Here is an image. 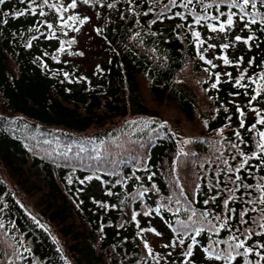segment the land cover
<instances>
[{"label": "trees", "instance_id": "1", "mask_svg": "<svg viewBox=\"0 0 264 264\" xmlns=\"http://www.w3.org/2000/svg\"><path fill=\"white\" fill-rule=\"evenodd\" d=\"M88 3L96 10L94 31L99 29L106 40L104 47L99 38L81 44L74 29H79L82 13L69 8V0H6L0 5V13H9L8 23H0V264H60L45 236L27 222L26 212L46 224L71 264H181L190 241L179 230L191 223V211L197 217L209 212L214 224L212 215H225L222 201L228 193L222 189L235 174L221 169L241 159L231 158L236 150L230 144L239 143L235 131L247 142L240 145L246 155L259 139L257 131L246 129L258 119L257 112L264 115V90L248 103L264 85V24L258 15L264 6L246 9L257 18L250 29L233 8L234 24L226 26L225 36L208 27L226 22L229 9L219 0H202L211 5L207 9L198 0L185 9L183 0H177L163 16L167 0ZM108 3L115 7L107 8ZM16 11L25 15L13 18ZM177 11L185 18H170ZM221 11L224 16L211 19ZM197 14L209 19L196 24ZM237 35L241 41H235ZM249 35L254 39L245 44ZM223 43L229 47L221 48ZM103 50L108 53L104 58ZM251 57L255 64L249 66ZM242 72L241 84L247 88L234 86ZM241 119L245 128H240ZM257 130L264 126L257 123ZM181 133L189 137L182 144ZM250 163L253 175L243 170L239 175L245 183L264 185V170L256 167L255 158ZM144 189L148 191L139 196ZM250 193L245 199L261 195L258 187ZM245 206L230 202L237 211ZM197 217H192L195 226L205 232L197 237L194 264H222L209 262L203 248L212 240H226L229 231L209 234L203 217ZM181 236L184 245L164 247ZM253 241L264 243V237L254 236L248 243ZM248 259L258 257L253 253ZM232 264H243V258Z\"/></svg>", "mask_w": 264, "mask_h": 264}, {"label": "snow or ice", "instance_id": "2", "mask_svg": "<svg viewBox=\"0 0 264 264\" xmlns=\"http://www.w3.org/2000/svg\"><path fill=\"white\" fill-rule=\"evenodd\" d=\"M23 3V0H21ZM132 0H129V3H131ZM202 4V0H198ZM6 3V0H0V5H3ZM36 0H32V4H35ZM44 3L47 4L48 0H44ZM84 3L87 4L88 0H84ZM194 3V0H183L182 6L185 9H188L190 5ZM219 3L227 4L228 6V14L226 22L219 23V27H214L213 25L209 24L208 27L211 29L212 32H220L224 33L225 36H227L226 32V26H232L234 24L233 17L236 16V12L232 11L233 8L239 9L240 15L238 19L240 21H247L244 24V28L250 29L252 25L257 24V18L256 16L252 15L250 11H246V9H257V3L264 6V0H242V2H239V0H219ZM177 0H167V3L164 4L163 8L161 9L160 15L163 16L167 11H169L171 8L176 7ZM202 6L207 9L210 8L211 5H203ZM218 6V5H217ZM38 7V6H37ZM51 7H56L55 5H51ZM63 7V6H61ZM69 8L75 9L77 7V0H72L71 4L68 5ZM107 8H114L115 5L112 3H108L106 5ZM65 11L67 9H64ZM152 9H150L151 11ZM29 11L31 14L36 13V9L30 8ZM57 11H60V9H57ZM145 15L148 13L145 12ZM9 15V13H0V23L7 24L8 20L5 18ZM13 18H18L25 15V11H16L14 13H11ZM39 15L44 16L45 13L43 11L39 12ZM224 12H219L218 15H214L211 17L212 20H219L221 16H224ZM260 15V23L264 24V13H258ZM185 18L184 13L182 12H175L174 17L170 18ZM123 18V17H121ZM63 20V17L60 18ZM79 19L78 16H69L68 20L75 21ZM90 19V18H85ZM208 16H195V23L200 24L201 21L208 20ZM85 20H81L80 23L83 24ZM47 23V21H45ZM64 25L67 26V21H63ZM152 23H157L156 19L152 20ZM48 28H53L52 23H47ZM177 27H181V25H177ZM192 26L189 25V28ZM76 31H79V29H74ZM99 31V29H97ZM137 35H139L137 33ZM194 37H199L200 32H193ZM35 39V37H34ZM235 41H241L242 37L237 35L234 37ZM254 37L252 35H249L246 40H244V43L247 44L249 41L253 40ZM75 43V40H72L69 42ZM200 44H203L204 41H199ZM208 47L214 48L216 47L215 44H209ZM221 48L227 49L229 47L228 43H223L220 45ZM61 50H63V46H61ZM82 54V53H81ZM55 59V57H53ZM203 58V57H201ZM224 63L228 64L230 63L227 59V57H224ZM240 60H243V57L240 58ZM264 60V58H262ZM208 64L212 65V67H216L212 63L211 60L207 61ZM249 66H252L255 64V57L249 58ZM247 69L245 70V72ZM65 77L68 76V73H64ZM231 75L230 73L228 74ZM245 73H240L239 78L235 81L236 87L239 88H247V85L241 84V81L244 80ZM261 79H264V74H261ZM219 79V76L217 75V80ZM249 79H252L253 83H257L256 79L249 77ZM213 88L217 87L216 84L212 85ZM264 90V85H259L256 90L255 94L250 97L248 100V103L251 104L253 101H257V99L261 96V92ZM233 95H240L239 92L234 93ZM245 95H247V92H245ZM238 113L240 116H243V110L240 108H237ZM255 111V109H254ZM258 119L256 122H253L249 125V128L246 129V131H257V135L259 139L254 141V150H250L251 154L246 155L244 151L241 150L240 145L246 144L247 142L241 137V132L239 130L235 131V137L239 141V143H231L230 147L236 150V154L232 155V160H236L237 155L241 158L239 161H237L235 166L228 165V161L224 160L225 165H228L226 169H221V171H224L226 173H234L235 179L232 178V176L228 177V182L225 184V188L222 189V191L227 192L228 195L225 199H223V209L225 212V215L222 217L221 215H212V219L216 221V223H212L211 220H208V217L210 215L209 212L204 211L199 214V217H197L196 211L193 209L191 211V215L188 217V220L191 222L190 224H184L181 229L179 230L186 238L190 241V243L187 245L186 251H182V256L184 259L181 261V264H194V261L192 260V257L194 255V248L199 243L197 240V237L200 236L203 232H205V228L203 226L196 227L195 224L197 221H193L192 217H197V220L199 221L200 217H203L202 223H206L208 225L207 232L209 234H216L218 235L221 229H225L229 231V235L227 239H218V240H212L211 244L208 247L203 248V252L207 254V259L209 262L216 261V262H222V264H232V261L237 260V257L243 258V264H260L261 261H264V243H260L258 241H253L251 244L248 242L252 240L254 236L256 237H264V185H257L254 186L249 183H245V178L241 177L239 173L243 170L245 173H247L248 176H252L253 173L250 171V169L253 168V165L250 163L254 158L257 161L256 167L261 168V170H264V131H258L257 130V123L264 126V115H261L259 112H257ZM229 119H231L229 117ZM240 128H245V121L243 119L240 120ZM222 131V130H221ZM88 179H91L89 177ZM151 179V177H149ZM264 180V177L261 178ZM69 183H71V180H69ZM81 183H84V181H81ZM228 183H230L232 186L228 187ZM253 187H258L259 192L261 195L257 197L256 200L252 199H245V197H250V190ZM241 189H243V193L241 196L237 197L235 193L240 192ZM148 189H144L140 193H138L139 196H143L145 192H147ZM109 196H111L113 193L109 191L107 193ZM195 195V193H194ZM212 202L215 203L216 196H213L211 198ZM237 200H239L242 204L246 205L239 211L235 207H230V202L235 203ZM209 203L208 199H205L203 201V204L207 205ZM256 205H260L259 209H257ZM101 207H106V205L101 204ZM115 207V206H113ZM179 211V209H177ZM258 215H251V213H257ZM156 212H160V208L156 209ZM145 216L151 215V210L144 212ZM247 217V219L245 218ZM133 220L136 219V214L132 217ZM236 220L237 222L235 224L232 223L233 220ZM169 227L171 225L169 224ZM259 229V231H257ZM155 231L154 229H141V231ZM173 231H177L176 229H173ZM157 235H160V233H156ZM184 236L178 237L176 240H172L170 245H165V248L172 247L175 248L177 243L179 245L185 244V238ZM220 245H227L225 248H221ZM255 254L256 257H258L257 260L250 261L248 259L250 254ZM148 254L152 255V249L148 248ZM169 255H171L169 253Z\"/></svg>", "mask_w": 264, "mask_h": 264}, {"label": "rangeland", "instance_id": "3", "mask_svg": "<svg viewBox=\"0 0 264 264\" xmlns=\"http://www.w3.org/2000/svg\"><path fill=\"white\" fill-rule=\"evenodd\" d=\"M72 2V0H69ZM77 8L78 11H80L82 13V20H85V22L83 24H78L79 27V31L77 32V35H79L80 37H82V39L84 40V42H86V40H88V35H89V29L92 27V19H94V14H95V9L93 6H89L88 4H83L82 0H77ZM90 18V19H85V18ZM91 35V33H90ZM29 220L35 224H37L41 230L43 232H46V229L32 216H29ZM49 238L52 241V245L53 248L56 250L57 255L61 256L62 250L60 248V246L56 243V241L54 239H52L51 235L49 234Z\"/></svg>", "mask_w": 264, "mask_h": 264}]
</instances>
